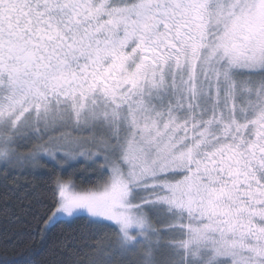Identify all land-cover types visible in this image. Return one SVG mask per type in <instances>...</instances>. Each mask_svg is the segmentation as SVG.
Listing matches in <instances>:
<instances>
[{
    "label": "snow or ice",
    "instance_id": "snow-or-ice-1",
    "mask_svg": "<svg viewBox=\"0 0 264 264\" xmlns=\"http://www.w3.org/2000/svg\"><path fill=\"white\" fill-rule=\"evenodd\" d=\"M0 202V264H264V0H0Z\"/></svg>",
    "mask_w": 264,
    "mask_h": 264
},
{
    "label": "trees",
    "instance_id": "trees-1",
    "mask_svg": "<svg viewBox=\"0 0 264 264\" xmlns=\"http://www.w3.org/2000/svg\"><path fill=\"white\" fill-rule=\"evenodd\" d=\"M10 226L11 225H8L7 223V217H6L5 210L3 208V204L2 202H0V230H3L5 227H10Z\"/></svg>",
    "mask_w": 264,
    "mask_h": 264
}]
</instances>
